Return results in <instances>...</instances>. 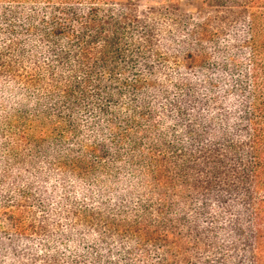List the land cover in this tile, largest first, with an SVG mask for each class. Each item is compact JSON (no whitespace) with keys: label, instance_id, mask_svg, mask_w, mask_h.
Segmentation results:
<instances>
[{"label":"trees","instance_id":"1","mask_svg":"<svg viewBox=\"0 0 264 264\" xmlns=\"http://www.w3.org/2000/svg\"><path fill=\"white\" fill-rule=\"evenodd\" d=\"M0 0V264H264V0Z\"/></svg>","mask_w":264,"mask_h":264},{"label":"rangeland","instance_id":"2","mask_svg":"<svg viewBox=\"0 0 264 264\" xmlns=\"http://www.w3.org/2000/svg\"><path fill=\"white\" fill-rule=\"evenodd\" d=\"M147 5L154 7H164L171 5L169 0H149L146 1ZM179 11L184 14H194L202 8L200 0H178Z\"/></svg>","mask_w":264,"mask_h":264}]
</instances>
